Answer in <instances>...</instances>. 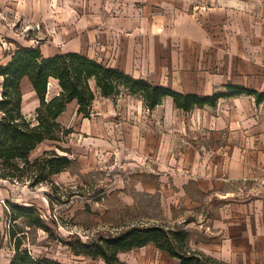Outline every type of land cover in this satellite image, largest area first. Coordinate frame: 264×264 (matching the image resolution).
Segmentation results:
<instances>
[{"label": "rangeland", "instance_id": "obj_1", "mask_svg": "<svg viewBox=\"0 0 264 264\" xmlns=\"http://www.w3.org/2000/svg\"><path fill=\"white\" fill-rule=\"evenodd\" d=\"M19 1L18 11L9 3V15L0 13L7 45L20 38L43 56L81 53L186 93L211 95L227 83L264 92V0H33L32 8ZM137 17L144 19L139 27ZM58 122L71 131L60 144L67 152L59 151L71 165L52 177L58 191L0 179V264L13 255L10 230L23 231L21 248L36 257L105 264L73 255L67 242L87 243L139 224L185 228L187 219L194 221L193 248L226 264H264V255L238 249L251 212L264 214V103L241 96L183 113L170 99L148 110L135 97H97L89 117L71 103ZM49 146L42 143L31 158ZM190 151L219 159L214 190L201 193L192 181L181 188L187 172L172 170L170 162ZM231 155L242 159L245 176L228 177L223 164ZM11 205H33L48 231L28 227L25 218L12 222ZM118 258L179 264L150 245Z\"/></svg>", "mask_w": 264, "mask_h": 264}, {"label": "trees", "instance_id": "obj_2", "mask_svg": "<svg viewBox=\"0 0 264 264\" xmlns=\"http://www.w3.org/2000/svg\"><path fill=\"white\" fill-rule=\"evenodd\" d=\"M3 78L0 94V179L21 183L29 187L49 186L58 191L52 177L67 170L71 159L59 151L71 133L58 118L66 106L75 101L77 113L89 117L97 97L116 100L123 96L139 99L148 110L171 99L174 107L182 112H192L204 107L215 108L221 99L250 97L256 105L264 103V92L241 85L227 83L224 91L211 95L181 92L151 83L114 67L103 65L77 52H61L45 57L40 47L19 46L5 65H0ZM26 77L39 99L32 117L22 112L20 83ZM51 80L58 85V93L47 98ZM50 148L31 158V153L42 143ZM11 221L25 218L28 227L48 231L41 215L33 205H11ZM23 231L10 230L13 255L8 264H64L49 257H36L22 249ZM189 232L184 228L162 224L131 225L124 231L99 237L87 243L80 240L67 242L71 253L92 259L100 258L105 264H124L121 253L152 246L178 260L179 264H225L194 249L188 243Z\"/></svg>", "mask_w": 264, "mask_h": 264}, {"label": "crops", "instance_id": "obj_3", "mask_svg": "<svg viewBox=\"0 0 264 264\" xmlns=\"http://www.w3.org/2000/svg\"><path fill=\"white\" fill-rule=\"evenodd\" d=\"M25 1L28 2V5L30 8L33 7V0H30V1L25 0ZM160 2L162 3V0H160ZM166 2L167 3L169 2L172 4V3H175V0H166ZM9 3L12 4V9H11L12 11L11 12L14 13V11H18V9H16V8L19 7V5L21 4V1H19V0H0V13L2 15H9L8 12L10 10L8 9V6H7V5H9ZM155 3L157 5V0H155ZM14 5H15V7H13ZM13 15L14 14H11L12 17H13ZM135 16H140V15H138V13H137V15H135ZM133 17H130V18H133ZM133 22H134L135 26L139 27V26H141V24L144 23V19L137 17V18L133 19ZM6 31H8V30H5L3 22H2V20H0V33H1L0 34V41L4 45L3 48L0 45V65H5L7 62H9L13 52L19 46H28V45L21 44L23 41H21L20 38H19V40L21 42L19 40H17L18 38H13L11 40L12 43H11V41H9L8 45L6 43H3L5 38L8 37V35H10L9 32H6ZM1 38H4V39L2 40ZM10 47H11V49H10ZM55 54H57V53H53V54L45 56V57H49V56H52ZM2 81H3V78L0 77V94H1ZM51 86L55 87V89H54L55 93H53V95L58 93L57 82L55 80H51L49 83V86H48V90H47V95H46L47 98H49V90H50ZM20 88L22 91V112L27 117H32L34 110L39 105L38 96L36 95L35 91L33 90L30 81L26 77H24L22 79V81L20 83ZM187 93H189V92H187ZM71 103L76 104L75 101H72L69 104H71ZM178 111H180V110H178ZM180 112H182V111H180ZM183 113H186V112H183ZM36 149L33 152H35ZM33 152L31 153V156H32ZM210 157L211 156L206 157L203 153H200V152L193 153L192 151H190V152H184V153L180 152V157L177 155V158H175L174 160L173 159L171 160L170 165L172 166L171 167L172 170L175 167L176 170L180 169V170H185L187 172L184 174V181L182 182L181 188L183 185L188 184L190 181L195 182L197 190L201 193H208L217 187V184H216V182H214V180L216 181V178L218 176V170L220 171V165L221 164H220V161L218 158L210 159ZM223 165H227L226 166L227 174H228V177L230 179H238V178L245 176L247 174V170L245 172L246 166L244 165L242 159H240L238 156L236 157L235 155H231L230 159L228 158V160L226 162H224ZM261 171H262V173H264V168H261ZM179 176L182 177L183 175H179ZM179 176H177V178ZM185 196H186L185 198L187 200H189L188 199L189 197H187V195H185ZM251 208H252V205L250 206V209ZM250 217H251V219L249 220V225H250L249 231L248 232L243 231V234L241 235L242 239L240 240L241 242L238 246V249H240V251H242V253H246L248 251L247 249H249V251L251 253H255L258 256L264 255V214L260 215L259 212L257 210H255V211L251 212ZM184 223H185L184 229H186L189 232V239H188V243H189L190 232H191L190 227H191V224L194 223V221L192 219H187V220H184ZM229 243H230V240H226L224 242L225 246L228 245ZM231 244L233 245V243H231ZM189 246L192 247L190 243H189ZM200 251H202L204 254L210 256L208 251H206L202 248L200 249ZM211 257H212V255H211Z\"/></svg>", "mask_w": 264, "mask_h": 264}]
</instances>
